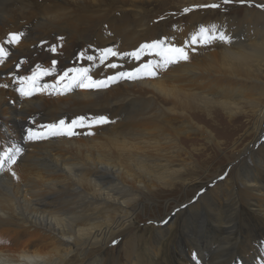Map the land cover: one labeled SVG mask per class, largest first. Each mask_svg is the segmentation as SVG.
Returning <instances> with one entry per match:
<instances>
[{"label":"bare ground","instance_id":"1","mask_svg":"<svg viewBox=\"0 0 264 264\" xmlns=\"http://www.w3.org/2000/svg\"><path fill=\"white\" fill-rule=\"evenodd\" d=\"M48 8L32 26L19 29L24 34L21 41L30 44H18L23 50L5 44L7 56L0 62V77L4 76L0 78L1 89L13 91L7 95L10 103L5 94L0 96V109L6 106L5 119L0 116V144L6 150L13 146L22 149L14 171H0V264H264V106H259L258 99L247 98L255 87L246 84L245 91L232 85L245 84L237 81L260 84L257 77L264 67V10L248 9L241 20L227 26L230 39L221 45L222 57L236 62L237 67L225 70L230 73L226 78L232 80L226 93L208 87H201V93L189 92L183 89L195 87L178 82L132 85L125 81L124 89L114 95H102L97 90L81 93L71 97L74 101L58 103L50 110L38 98L13 97L14 92L19 95L22 77H32L31 70L44 62L49 66L54 59L49 58L53 33L61 32L51 26L59 16L53 7ZM27 9L22 5L21 16H26ZM137 27L146 30L142 21ZM84 41L91 44L89 39ZM98 52V47L87 45L78 53L71 50L70 59L57 55L55 68L42 78L54 81L61 70L73 68L64 64L71 60L83 62L90 72L95 64L87 57ZM192 72L196 70L186 69L183 75L193 76ZM216 82L222 84L225 79ZM40 84L30 87L39 88ZM131 86L152 94L140 97L132 93ZM238 94L244 95L240 99ZM215 96L222 98L215 102ZM212 104L230 116L243 112L245 106L253 112L259 108L255 116L257 137L238 151L235 161H226L231 173L222 185L218 175L206 181L196 177L199 174L191 162L196 148L184 152L188 144L195 143L188 138L193 123L188 122L180 131L175 129L172 135L163 132L160 121L176 113L184 122L190 118L189 111ZM81 115H103L108 120L116 116L124 121L119 120L114 129L100 125L96 137L84 135L81 142L82 137L75 141L66 136L26 139L29 128L40 130L41 125L60 120L70 123ZM96 127L75 131L94 133ZM204 135L207 147L217 149L211 131ZM217 182L218 186L209 188L210 183ZM175 191H182L184 196L173 199L170 210L160 218L157 200ZM3 242H12V248Z\"/></svg>","mask_w":264,"mask_h":264},{"label":"rangeland","instance_id":"2","mask_svg":"<svg viewBox=\"0 0 264 264\" xmlns=\"http://www.w3.org/2000/svg\"><path fill=\"white\" fill-rule=\"evenodd\" d=\"M2 1L3 0H0V39L6 36L8 33L10 34V32L17 33L20 31L19 29H25L28 26H32L34 21L39 19V16L43 14L45 10L47 11L48 7V9L53 7V9L56 11L55 13H57L59 16L57 21H54L51 24V26H57V30L61 32L53 33L54 35L52 37L51 48L55 47L56 51H51L49 58L54 59L49 61V66L44 62L43 64L38 65L39 69L36 68L35 70H31L30 73L32 75L34 73L39 75V73L44 69L55 68V65H53L52 62L56 61L57 55L61 57L65 56V59H70L71 50H74L75 53H78L84 50V47L87 45H93L99 48V52L93 60L95 64L93 66V70L88 73V75H90L95 80H104L107 77L114 76L121 71H132L134 68L140 67L142 64H145L148 61H152L153 63L159 61L160 57L155 54L143 55L139 60H136L131 56L123 55L125 53H131L135 51L140 47V45L144 43H151L153 41L161 40L164 41L165 44L174 45L177 47H184L187 45L185 50L189 53L188 61H181L177 64L170 65L166 70L157 68L156 77H143L136 80L121 79L115 83H111L107 88L97 90L102 92V95L106 94L107 96L118 93V89H121V87L123 90L124 86L122 84L125 83V81L131 82L132 85L133 83H141L142 81H151L153 83L158 82L162 84L178 82L190 84L195 87V89L192 90L187 87L183 89L189 92L195 90L196 92L201 93V87H208L209 90L215 88L219 92L226 93L228 89H230L231 84L229 85V83L232 80L226 78L230 75V73H225V70H227L228 67H237L236 62L224 59V56L222 57L221 45H224L227 42L209 41L207 45H204L203 43L193 45L191 44V38L198 32L201 26L211 28L215 25H217V27H215L219 31L225 32V34L228 36V32H226V30L230 22L236 23L237 20H241L247 11H249L248 9L252 8V10H255L254 12H257L256 10H264V7H261L264 6V0H244V3H241L240 0H230V2L227 4H225L223 0H216L214 3H211L209 0H207L208 2L203 0L205 3L203 1L197 2L198 0H57V2L56 0H8L7 3ZM72 2L80 3L74 4ZM184 2H191V4L185 5L183 4ZM52 3H54V6ZM209 4H218L219 7L216 9L196 7ZM22 5L29 7V9H27L26 16H21L20 14ZM84 8H88V10H84ZM184 8H193V10L185 13L183 11ZM63 11L68 12L65 13ZM206 12L209 13L207 14ZM195 13H199L200 16L194 17L193 14ZM61 15L64 18H62ZM139 21H142L143 28L146 30H141L137 27V23ZM219 21L220 23L218 24ZM36 29H41L40 31H43L42 28ZM49 30L50 27L45 32L48 33ZM102 35H104V38H102ZM97 38H100L101 40ZM116 38L118 39L117 43L114 41ZM120 38L122 40H126V43H124V41L121 42ZM88 39L90 40L89 43L91 44L85 45L86 41L84 40ZM30 41L32 43V39H30ZM113 41L116 43V45L113 43ZM21 43H23L24 46L30 44L29 41L26 43L22 42L20 39L18 43H13L12 46H15V48L18 50H23L22 45H18ZM66 46H69V48H66ZM105 48H112L121 55L109 56L105 62L101 64L99 60L100 50ZM193 49H195V51H193ZM118 59L119 62H122L123 60L125 63H118ZM220 62L221 65L219 64ZM111 63H115L119 65V67L115 69L107 67V65ZM64 64H68V67L71 66L73 68L88 69V67H86V65H84L81 61L71 60L70 62L67 61ZM66 69L67 68L61 70L60 74L57 75L54 81L46 82V79L42 78V76H39V79L35 82L29 80L28 83L26 81L25 83L27 84L23 86L25 89H29L33 83L36 84L37 82L41 83L39 88L43 87L45 84H56L58 78L64 73ZM186 69H194L196 72H192V74H194L193 76L183 75V70ZM261 70L262 71L260 75L257 77V80L260 81V84H252L248 81H237L238 83L245 84L232 85L236 86L238 89H245V91H248V86L246 84L251 87H255V90L251 91V95H248L247 98L249 100L258 99L259 106H264V67H262ZM0 78H4V76ZM6 79L8 80V78ZM217 79H225V82L219 84L220 82H216ZM20 87L21 82L19 83L18 89ZM130 88H132V86ZM259 88H261V90ZM132 89V93H136V95H139L140 97L145 98L152 94V92L149 90L138 91L134 88ZM50 91L52 90L45 89L44 91H35L32 96L29 97L38 98L40 101H42L41 104L44 103L46 108L54 110L58 103V105H60L74 101V98H71L74 95L77 96L78 94L89 93L92 91L96 92V90L76 88L72 92L64 95H52L49 94ZM123 92H125V90ZM11 93H13V91L7 89L6 92H4V90L1 89L0 82V96L5 94V100H7V95H11ZM18 94L19 95L14 92L13 97L17 96V98L24 99L20 96V91H18ZM238 95L240 96L244 94ZM9 98L7 101L10 103L11 99ZM220 98L222 97L215 96L213 101L216 102ZM144 102H147V100L145 99ZM5 109L6 106L0 109V116L3 119H5L4 116L6 115ZM258 110L259 108L256 109L257 112H253L250 107L245 106L243 108V112L235 116H230L226 114L220 107L212 104L208 105V107L205 109L194 110L193 112L189 111L188 115L190 118H186L184 122H182L183 119L178 117L179 114L176 113L175 115L163 116L160 121L162 123L163 132L172 135L175 129L176 131H180L186 124H188V122L193 123V131L189 132L191 134L188 136V138L195 141V143L193 145L188 144V146H186L187 150L184 152L187 153L188 151L192 150V148H196V151L193 152L194 155L191 157L193 170L197 171V174H199V176L196 177L206 181L209 178L218 175L220 177L218 182H221L220 184L222 185L224 184L227 176H229L231 173V168L226 167V161H235L238 151L257 137L255 134L257 117L255 116H257L259 113ZM114 117L112 119L110 118L109 121L111 123L109 122L107 124L112 129L116 128V125L122 120L117 119L116 116ZM123 121L124 120H122L121 123ZM99 126L100 125H98V127L95 126L98 129H96L94 133L92 132L93 134L91 137H96L95 134H98V131L100 130ZM93 128L94 126L87 129L91 130ZM80 130L82 129L76 130L78 135L71 136L69 138L79 141V138L82 137L83 139H80V142L83 141L86 136L87 138H90V135L85 134L88 133V130L84 133H82ZM205 131H211L213 143L218 146L217 149L211 150L207 147L208 142L206 140V135H204ZM152 134L156 133L153 132ZM262 142H264V138L262 139ZM5 148L6 147H3L0 144V151L2 153L6 151ZM184 156H186V154ZM16 166L17 163L11 165V171H14ZM5 170H9V166L7 164L5 165ZM218 182L213 184L210 183L209 188L213 189V187L218 186ZM184 189L189 190V187H183V190ZM181 193L182 191H175L172 193L163 194L159 200H157V204H159L161 211L158 213L157 210L156 214L162 218L173 205V199L184 196ZM142 223H139L138 225L141 226ZM4 243L6 246L8 245L7 248H12V242H3V244Z\"/></svg>","mask_w":264,"mask_h":264},{"label":"snow or ice","instance_id":"3","mask_svg":"<svg viewBox=\"0 0 264 264\" xmlns=\"http://www.w3.org/2000/svg\"><path fill=\"white\" fill-rule=\"evenodd\" d=\"M225 4L229 3L230 0H223ZM241 3H244V0H240ZM202 7L205 9L211 8L216 9L219 7L218 4H209L196 6ZM264 7V6H261ZM193 8H184L183 11L188 13L192 11ZM23 33H10L8 38L4 42H0V62H3L4 58L7 56L6 49L4 47L5 44H13L18 43L20 39L23 37ZM229 37L223 31H219L215 26L211 28H206L201 26L196 34H194L191 38V44L198 45L203 43L207 45L209 41H220V42H228ZM187 45L184 47H177L174 45L165 44L164 41L157 40L151 43H144L140 45L138 49L131 53H125L123 55L131 56L136 60H139L143 55H157L160 57L159 61L153 63L152 61H148L145 64H142L140 67L134 68L132 71H121L118 72L114 76H109L104 80H95L93 79L89 73V69L87 68H70L67 69L63 75H61L56 84H45L41 88H36L33 86L32 88L25 89L24 82L25 81H33L39 79V76L50 75L51 69H44L42 72L37 74H33L32 77H22L21 78V87L18 89L21 95L31 96L35 91H44L45 89H50L49 94L52 95H64L72 92L76 88H83L87 90H100L107 88L111 83H115L121 79L127 80H136L143 77H156L157 76V68L167 69L170 65L177 64L181 61H188L189 53L186 51ZM51 51L55 52L56 48L53 47ZM195 51V49H193ZM120 53L114 51L112 48H105L100 50L99 60L100 63L103 64L105 60L109 56H118ZM81 57H83V53H81ZM88 60H94L93 56H88ZM53 65L56 64V61L52 62ZM109 68H117L119 65L115 63L108 64ZM39 69V66H37ZM72 75H69V74ZM110 121L106 116L98 115L94 117H87L85 115L78 116L76 119H73L70 123H66L64 120H60L58 123L41 125L40 130L29 128L27 130V140L30 141H42L48 139L50 137L57 136H66L71 137L78 135L75 131L76 128H92L97 125H105ZM86 135H92L93 133L88 132ZM22 153V149L19 147L13 146L9 148L4 153L0 154V171L5 168L7 164L9 166V171H11V165L17 162V157ZM13 176L16 175L15 172L11 173Z\"/></svg>","mask_w":264,"mask_h":264}]
</instances>
